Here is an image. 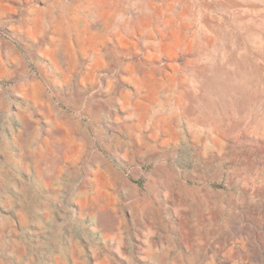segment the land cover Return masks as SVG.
Masks as SVG:
<instances>
[{
    "label": "rangeland",
    "instance_id": "obj_1",
    "mask_svg": "<svg viewBox=\"0 0 264 264\" xmlns=\"http://www.w3.org/2000/svg\"><path fill=\"white\" fill-rule=\"evenodd\" d=\"M0 264H264V0H0Z\"/></svg>",
    "mask_w": 264,
    "mask_h": 264
}]
</instances>
